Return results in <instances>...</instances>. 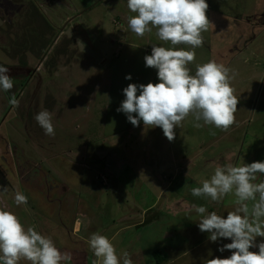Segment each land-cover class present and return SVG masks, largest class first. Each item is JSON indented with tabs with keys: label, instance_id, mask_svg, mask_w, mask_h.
Returning a JSON list of instances; mask_svg holds the SVG:
<instances>
[{
	"label": "rangeland",
	"instance_id": "374dc122",
	"mask_svg": "<svg viewBox=\"0 0 264 264\" xmlns=\"http://www.w3.org/2000/svg\"><path fill=\"white\" fill-rule=\"evenodd\" d=\"M207 3L212 24L189 68L194 74L214 60L234 70L235 123L228 131L195 128L189 116L170 142L161 128L134 127L117 112L128 84L159 82L144 61L152 45L170 47L155 29L131 32L127 0H0V64L14 83L0 91V186L8 188L0 207L51 237L71 255L68 264H93L87 240L96 232L114 237L134 264L231 255L218 250L231 240L211 242L191 206L226 218L234 197L211 202L191 188L217 164L264 162V0ZM43 110L52 114L54 137L35 120ZM16 191L26 205L14 203ZM156 251L167 259L157 263Z\"/></svg>",
	"mask_w": 264,
	"mask_h": 264
},
{
	"label": "clouds",
	"instance_id": "9594fccd",
	"mask_svg": "<svg viewBox=\"0 0 264 264\" xmlns=\"http://www.w3.org/2000/svg\"><path fill=\"white\" fill-rule=\"evenodd\" d=\"M207 0H127V8L134 15L128 18V27L138 37L152 33L170 47L152 45L151 54L144 56L145 66L157 70L158 83H130L123 89L124 100L117 112H123L127 120L138 127L140 122L147 128L159 127L171 142L176 138L175 129L191 116L193 127L206 125L228 131L235 123L239 99L232 81L233 69L214 60L197 64L191 74L189 64L195 62V49L204 44L203 33L212 24L207 16ZM214 26V25H213ZM186 45L187 48L178 47ZM131 80V75L125 77ZM14 87L9 68L0 64V91ZM139 93V94H138ZM18 106L13 96L10 101ZM35 120L45 135L55 136L52 114L43 110ZM264 162L217 164L209 178L202 179L200 186L191 188L193 197L219 203L232 195L233 210L226 218L217 212H208L204 205L193 204L201 218L198 228L209 234L211 242L230 239L218 250H228L227 258L207 259L205 264H264ZM8 188L0 186V194ZM28 198L20 191L14 195L17 206L26 205ZM115 238L96 232L87 243L95 260L93 264H134L128 251L117 252ZM258 248V252L250 251ZM72 259L61 252L53 239L41 234L35 226H25L12 211L0 207V264H68Z\"/></svg>",
	"mask_w": 264,
	"mask_h": 264
},
{
	"label": "trees",
	"instance_id": "16d2710c",
	"mask_svg": "<svg viewBox=\"0 0 264 264\" xmlns=\"http://www.w3.org/2000/svg\"><path fill=\"white\" fill-rule=\"evenodd\" d=\"M154 256L156 257V262L161 263L167 259L166 255H161L159 251L154 252Z\"/></svg>",
	"mask_w": 264,
	"mask_h": 264
}]
</instances>
